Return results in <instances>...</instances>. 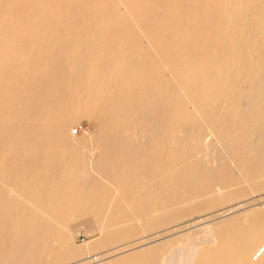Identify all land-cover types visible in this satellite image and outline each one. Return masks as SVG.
I'll use <instances>...</instances> for the list:
<instances>
[{
  "label": "bare ground",
  "instance_id": "1",
  "mask_svg": "<svg viewBox=\"0 0 264 264\" xmlns=\"http://www.w3.org/2000/svg\"><path fill=\"white\" fill-rule=\"evenodd\" d=\"M82 115L103 119L106 167L73 160ZM263 189L264 0H0V264L161 226L99 264H264V208L194 218ZM88 218L100 238L78 245Z\"/></svg>",
  "mask_w": 264,
  "mask_h": 264
},
{
  "label": "rangeland",
  "instance_id": "2",
  "mask_svg": "<svg viewBox=\"0 0 264 264\" xmlns=\"http://www.w3.org/2000/svg\"><path fill=\"white\" fill-rule=\"evenodd\" d=\"M101 119L102 118L99 115H93L92 117L82 115L77 120H74V122H72V124L68 127L70 136L72 138H75L77 144H79L80 146L82 145L83 148L87 146V150H85L83 154L79 152L80 156L73 159L80 165H83L85 170H87V168L90 169L89 165H91L96 170V168L98 167H106L110 163L114 162L113 157L111 158L104 156L105 148L110 146L109 142L99 141L97 138L99 136L98 133H100L102 127L100 126V123L101 121H103V119L102 120ZM196 145L197 147H200L199 148L200 150L198 152L200 155L199 154L198 155L201 158H205L206 156H208L210 148L214 150L215 147H217L216 143L213 142L212 133L210 131L204 132V139L201 141H197ZM88 157L90 158V160ZM92 175L93 174H89L90 177ZM263 205H264V189L260 191H256L254 193H247L246 195L241 196L240 198L238 197L237 199L223 206L202 211L196 214L195 217L194 216L187 217L186 219L183 220V223L187 225L185 226L186 229L187 227H190V225L192 224L191 219L193 217L196 218L195 220H197V222L202 221L204 217H211L212 220H215V218L220 215H224V216L232 215V213L237 212V210L240 211V210H245L247 208L248 209L249 208L254 209L259 207L264 208ZM78 222L73 224L71 227L72 230H74L76 244L78 245L92 244L100 238V233L96 230V226L92 218H88L85 221L83 220ZM164 239H165L164 228L162 226L157 227L151 230L150 232H148L147 234L137 235L131 237L127 241L120 242L109 247L99 248L91 252L90 254L84 255L66 264L103 263L121 254H124L125 252L131 251L130 249L133 248L135 245H138L139 247L143 248L149 245L160 243Z\"/></svg>",
  "mask_w": 264,
  "mask_h": 264
}]
</instances>
